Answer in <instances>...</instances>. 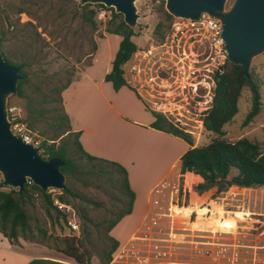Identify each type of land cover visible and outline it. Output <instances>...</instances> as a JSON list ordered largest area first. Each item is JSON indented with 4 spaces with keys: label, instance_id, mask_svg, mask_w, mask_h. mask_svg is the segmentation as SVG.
Here are the masks:
<instances>
[{
    "label": "trees",
    "instance_id": "1",
    "mask_svg": "<svg viewBox=\"0 0 264 264\" xmlns=\"http://www.w3.org/2000/svg\"><path fill=\"white\" fill-rule=\"evenodd\" d=\"M162 3L160 1L158 10H162ZM94 7H104L101 4H83L80 6V18L95 26V9ZM111 11L110 19L104 23L103 30L108 34H115L120 37L117 42L116 50L110 61V69L104 74V81H108L113 88L117 90L124 85L122 78L121 65L130 57L135 50L136 45L131 40L135 34L133 29L127 27L121 15L114 13L113 9L107 7ZM17 14L24 12V9L19 7L15 11ZM163 21H166L168 27L172 17L165 11L162 12ZM30 24L29 22H26ZM163 22L157 21L153 27V33L157 36V40L161 39L163 33ZM18 68L19 79L16 84L17 96L26 97L24 103L25 117L22 120L28 126H33L37 121L44 119L45 112H55L50 120L49 126L51 134L43 139L39 146L38 152L45 159L57 157L62 161L60 172L64 175L65 181H82L83 176L86 177H100L101 173L106 170L102 166H111L118 174L113 178L115 188L126 199V207L119 211L117 216L108 220L103 225L100 238L106 240V246L100 248V263L108 264L111 260V254L116 251L118 242L111 237L109 230L119 221L125 214L129 213L133 192L128 186L127 174L125 169L118 163L96 157L86 153L79 141L77 140L78 132H72L70 129L68 117L64 112L60 92L68 86L72 81L65 80L63 83H58L53 79L46 77H35L33 81L34 91L41 93L39 100H35L28 95H25L24 88L28 86L30 74L23 69V62H12L7 60ZM243 89H247L250 93V106L242 119V126L247 125L252 118L259 112L260 109V94H259V80L251 69L248 75H243L242 68L239 65L226 62L224 70L215 78V87L210 108L206 111L202 125L204 131L210 134L209 139L200 145L193 146L190 138L180 129L168 122L160 113L149 110L154 117L151 127L167 132L171 135L181 138L188 148L179 157V171L191 172L199 177V181L194 185V192L197 195L213 190V194H218L226 190L230 186L237 187H264V150L256 141H252L246 137H239L233 141H229L223 137L225 123L229 122L237 111V100ZM54 103L52 107H41L40 103ZM72 136L71 147H68L66 138ZM57 140V143H55ZM50 141V142H47ZM75 149V150H74ZM78 151V159H84L90 164V167L85 169L79 163L73 160L71 154ZM36 194L39 198V204L42 212L48 217H60L64 223L67 220V213L62 209H58L53 205V199L49 192L42 191L34 184H24L22 189H13L2 186L0 183V233L8 239L10 243L16 242L17 237L24 240L31 241L33 236L29 223L33 218L28 208L33 206V198ZM70 198H78L82 200L83 197L73 191L71 186L65 184V188L59 190L54 196L59 203L72 206ZM73 207V206H72ZM78 210H74L77 217ZM84 219L83 214H78ZM35 230L41 236H45V230L35 227ZM81 239L74 236L61 237V246H52L55 251L64 255L72 261L73 264H94L90 261L91 251L84 245L89 244L90 231L82 226L80 229ZM31 237V238H30ZM26 264H67L55 260L34 258L29 260Z\"/></svg>",
    "mask_w": 264,
    "mask_h": 264
},
{
    "label": "crops",
    "instance_id": "2",
    "mask_svg": "<svg viewBox=\"0 0 264 264\" xmlns=\"http://www.w3.org/2000/svg\"><path fill=\"white\" fill-rule=\"evenodd\" d=\"M102 38L110 49L109 56L104 53L106 62L103 64L99 58L106 47L95 46L90 63L80 72L78 79L60 92V96L70 129L78 132L77 140L82 149L90 155L114 161L126 171L128 186L133 192L131 208L108 232L117 240V249H120L128 245L132 234L151 210L155 201L151 194L154 184L175 176L179 170V157L189 146L181 138L151 127L154 117L137 92L127 85L113 90L110 83L104 81L120 37L107 33ZM194 176L197 183L199 177ZM191 194L196 197V209L205 211L199 216L196 212L189 217L172 218V221L181 219L168 228H172L173 237L161 236L164 245L171 247V259L157 264H230L225 259L213 261L212 253L217 245L232 242L234 224L244 237L240 240L238 261L232 264H264L260 250L264 246L263 186H230L218 194H213V190L201 195L194 191ZM193 201L195 198H190L188 204ZM236 212L243 213L242 220L235 218ZM127 218V231L123 232L121 222ZM217 220L232 222L233 228L228 230L231 233L220 231ZM50 250L47 246L42 252L39 243L19 237L10 243L0 233V264H26L34 258L73 264L68 258L52 255ZM108 264L123 262L113 259Z\"/></svg>",
    "mask_w": 264,
    "mask_h": 264
},
{
    "label": "rangeland",
    "instance_id": "3",
    "mask_svg": "<svg viewBox=\"0 0 264 264\" xmlns=\"http://www.w3.org/2000/svg\"><path fill=\"white\" fill-rule=\"evenodd\" d=\"M160 1L135 0L138 16L135 25L132 27L135 34L131 37V40L136 46L142 47L148 41L157 40V36L153 33V27L157 21L163 22L164 26L161 32L165 33L167 27L165 26L166 21H163V3L162 10H158ZM230 2L231 0H226L225 7ZM80 6L78 0H0V54L6 61L10 60L16 63L22 61L24 63L23 69L30 74L29 84L24 88L25 95L37 101L41 97V93L34 91L33 81L35 77L44 76L58 83H63L67 79L72 81L78 79L80 72L90 63L95 46L102 47V49L103 46L106 47L105 51L99 54L102 63L106 62L107 56L104 53L106 52L109 56L110 49L102 37L107 34L104 32L103 27L105 21L110 19L111 11L104 9V18L101 20L95 15V26H91L80 18ZM19 7L23 8L24 12L17 14L15 11ZM94 9L95 11L98 10L97 7H94ZM111 46L113 50L114 47ZM249 69L253 71L259 80L261 102L259 112L247 125L242 126V119L250 106V93L247 89H243L237 100L236 113L223 126V137L229 141L246 137L256 141L264 150V52L251 59ZM26 99V97L17 96L16 94H12L7 98V107H15L16 110L14 111H17L18 120L21 121L25 117L24 103ZM39 105L46 108L57 104L44 102ZM54 113L45 112L44 119L37 121L33 126L27 125L36 134L34 138L37 139L36 147L51 134L52 131L48 123ZM209 137L210 134L204 129L197 136L189 135L193 146L205 143ZM72 138L70 135L66 138L68 147H71ZM55 143H57V140H55ZM71 156L76 163H79L85 169L90 167V164L84 159H78V151H74ZM102 168L106 172L101 173L100 177L83 176L82 179L84 180L74 182L64 180L65 184L71 186L73 191L83 197L82 200L70 198L73 207L69 206L73 211H79L78 213L75 211L77 214V217L75 216L77 230L75 231L70 230L60 217L48 218L40 208L38 196L34 194V204L28 208L33 217L29 223L33 238L29 242L39 243L43 252L47 246L60 247L61 237L63 236H74L83 241L84 238H81L79 232L81 227L85 226L91 233L89 236L90 243L84 244L91 251L90 261L94 264L100 263V248L105 247L107 243L106 240L100 238L102 227L126 207L125 197L115 188H112L116 184L113 178L118 174L111 166L103 165ZM193 180L196 181V178H193ZM193 180L189 179V181ZM194 185L195 182L193 188ZM46 192H49L54 200V196L59 190L47 188ZM190 198H195L190 206L196 209V197L190 193ZM190 209H185L183 212L187 213ZM78 214H83L84 219L82 220V217ZM128 220L129 218L123 219L121 222L123 232L127 231ZM180 220L175 218L172 222L175 224L179 223ZM36 226L45 230V236H41L35 230ZM113 234L117 233L113 231ZM50 249L52 255L67 260L64 255L52 248ZM116 252L114 251L111 254L110 261L113 258L114 261L118 260ZM68 261L71 260L68 259Z\"/></svg>",
    "mask_w": 264,
    "mask_h": 264
},
{
    "label": "built area",
    "instance_id": "4",
    "mask_svg": "<svg viewBox=\"0 0 264 264\" xmlns=\"http://www.w3.org/2000/svg\"><path fill=\"white\" fill-rule=\"evenodd\" d=\"M97 8L95 15L101 20L105 7ZM227 61L219 21L201 13L197 19L172 18L162 38L148 41L142 47L136 46L121 65V70L124 85L137 92L149 110L163 115L189 137L199 135L203 129L202 119L211 106L215 78L223 72ZM14 110L15 107H7L11 132L36 146L35 132L18 120ZM194 175L178 170L173 178H164L154 184L151 194L155 201L151 210L132 234L128 245L117 249L115 254L119 261L123 264H157L171 259V247L164 245L161 236L173 237L172 228L168 229L172 226V218L196 213L193 206L187 213L183 212V207H190L187 203L194 191ZM26 184L32 183L28 180ZM53 205L67 213V227L77 230L72 208L56 199ZM232 228L231 225L220 231L231 233L228 230ZM234 229L235 238L230 244L216 246L212 253L213 261L225 259L230 264L238 261L240 240L244 235L237 226L235 228V224ZM260 250L264 258V246ZM226 253L230 254L229 257L224 256Z\"/></svg>",
    "mask_w": 264,
    "mask_h": 264
},
{
    "label": "water",
    "instance_id": "5",
    "mask_svg": "<svg viewBox=\"0 0 264 264\" xmlns=\"http://www.w3.org/2000/svg\"><path fill=\"white\" fill-rule=\"evenodd\" d=\"M83 4H101L121 15L132 28L136 23L135 0H78ZM163 0V9L172 18L197 19L201 13L220 23V37L227 60L242 68L246 77L251 59L264 52V0ZM18 68L0 54V177L1 185L22 189L29 180L42 191L65 188L60 172L62 161L45 159L35 145L24 142L10 130L7 98L15 94Z\"/></svg>",
    "mask_w": 264,
    "mask_h": 264
},
{
    "label": "bare ground",
    "instance_id": "6",
    "mask_svg": "<svg viewBox=\"0 0 264 264\" xmlns=\"http://www.w3.org/2000/svg\"><path fill=\"white\" fill-rule=\"evenodd\" d=\"M185 209H190V207H187V208H186V207H183V211H184ZM204 211H205V210H204L203 208H198V209H197V215H198V216L201 215ZM242 214H243V213H241V212H236V213H235V216H236L238 219H240V218L242 217ZM216 224H217V226H218L219 228H224V227H230L231 224H232V222H230L229 220H222V221L217 220V221H216Z\"/></svg>",
    "mask_w": 264,
    "mask_h": 264
}]
</instances>
